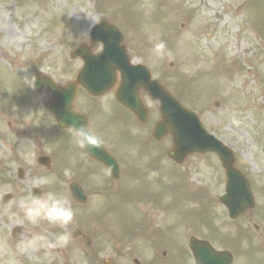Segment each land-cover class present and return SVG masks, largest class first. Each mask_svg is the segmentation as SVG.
Returning <instances> with one entry per match:
<instances>
[{
	"label": "rangeland",
	"instance_id": "374dc122",
	"mask_svg": "<svg viewBox=\"0 0 264 264\" xmlns=\"http://www.w3.org/2000/svg\"><path fill=\"white\" fill-rule=\"evenodd\" d=\"M225 3V0L223 2L218 0H62V11L64 23L73 25L70 32L73 42L81 43L87 37L80 34V30L87 28L89 20L93 23L98 20L99 10L110 15L122 14L125 17L124 29L130 31L131 34V38H128V45L134 62L147 65L158 78L167 80L169 76L171 79H176L178 86L182 84L180 79L184 78L191 79L196 87L195 78L199 75L197 73L207 74L206 79L212 89L206 87L205 89L210 91L204 94L209 97L201 103L198 101V96L193 97L192 109L199 115L202 123L211 133L229 144L236 152L239 169L244 170L249 176L252 175L254 183H259L264 189V94L258 95L257 86V83L261 86L264 85V82H259L260 78L264 76L262 72L264 62L256 61L257 42L253 39L248 40L246 34L236 27V19L241 22V18H234L231 26L227 15H221L224 9L221 5L225 6ZM241 6V15L248 23L252 34L264 41V0H252L251 2L250 0H241ZM250 9L253 17L250 15ZM181 13L190 17L184 20L186 24L183 28L182 26L180 28L181 21L177 18ZM217 13L220 14L219 17H217ZM175 17L177 18V28L172 27ZM224 22H228L226 27H223ZM135 35L137 36L135 37ZM138 37L140 40H137ZM161 41L166 45V51L170 55L157 60L152 55V49L156 43ZM260 44L264 49L263 43ZM69 48V46L62 48L63 57ZM219 50L223 53L226 50L231 61L235 64L232 76L237 78L234 80L235 86L232 83L231 88H235L236 92H225V90L224 93L222 92V89L230 86V80L226 83L222 76L223 71L229 70L230 64L224 62L221 57L220 65L216 67V53ZM53 53V50L51 53L48 52V56L52 54L53 57ZM261 59L264 61V57ZM239 68H244L242 74ZM67 74H70V71L64 68L63 76ZM183 84L185 83L183 82ZM184 88L183 86V90ZM179 89L181 88L179 87ZM198 90V87L194 88L191 94L194 95ZM203 91L199 96H203ZM183 95L186 94L183 93ZM184 98L188 102L187 97L184 96ZM216 102H219V105H216ZM107 103L109 104V102ZM147 106L154 107L155 104L148 101ZM107 107L109 108L107 112L101 107L99 109L103 118L102 130L109 144L113 149L126 153L140 154L136 152H143L141 144L144 137L142 132H138V123L120 107H115L118 109L116 111L121 118L127 121L128 125L121 123L123 121L121 119L114 120L113 117H111L113 123L110 122L112 110L110 105ZM128 137L129 142L126 141ZM124 143L127 146L121 145ZM129 146H132V152H128ZM161 146L167 147V143ZM144 152H157V147L145 142ZM211 158H214L215 161H211ZM211 158L207 156L193 157L178 169L181 172L168 164L162 165L161 169L165 170L167 174L162 175L159 180V191L165 195L166 188L170 189V197L175 209L183 207L186 212L197 211L194 213L183 212L185 216L220 217L225 221V217L221 214L222 208L215 201L219 194H224L225 177L217 159ZM87 167L85 165V168ZM164 177L167 179L166 184L169 182L167 185L164 184ZM196 187L203 192L202 197L193 194ZM146 194L147 198H150L153 192L151 189H143L138 194L134 192L131 198L138 200V198L141 199L139 196ZM258 195L256 199L260 206H263L261 203H264V193L259 190ZM105 202L107 204H104L102 213L95 212L94 209L87 210L77 219L74 216L72 224L88 232L89 236L90 233L94 235L93 245L90 248L94 249V252H100L102 256L110 257L112 262L117 264L124 258V263L129 264L135 256L140 257L132 246L125 245L117 239L120 232L124 235V241L128 238L127 229L122 220L135 222L128 218L121 219L118 213L119 210L126 211L125 206L129 207V205L114 196L107 197ZM151 211L154 210L151 209ZM171 215L178 216L174 212H171ZM100 216L103 217V220L95 221ZM83 217H85L87 225L82 224ZM243 244L240 246L241 249ZM246 251V259L252 263L255 254L251 250L247 249ZM77 256L79 264L89 263L86 261V257ZM241 260L237 261V264Z\"/></svg>",
	"mask_w": 264,
	"mask_h": 264
},
{
	"label": "flooded vegetation",
	"instance_id": "af4514ba",
	"mask_svg": "<svg viewBox=\"0 0 264 264\" xmlns=\"http://www.w3.org/2000/svg\"><path fill=\"white\" fill-rule=\"evenodd\" d=\"M61 2L0 0V217L11 230L15 229L12 228L15 218L22 215L21 199L50 191L60 195L67 192L72 205L75 204L70 196L72 183L93 188L95 182L104 186L110 182L104 167L99 164L94 167L95 163L79 154L71 136H46V129H53L54 122L46 109L51 94L41 78L51 77L63 84L78 73L75 64L74 69L67 68L72 76L63 80L58 30L61 29ZM52 50L53 57L48 56ZM84 102L87 107H94L90 101ZM37 176L48 177L51 183L33 188L29 181ZM40 223L51 232L57 228V225H47V221ZM202 225L205 224L196 222L186 234L211 242L212 234L222 231L221 223L206 226L207 229ZM253 229L260 232V227L254 224ZM21 233L24 240H30L37 230L25 222L18 229L19 236ZM29 251L34 255L40 249L34 245Z\"/></svg>",
	"mask_w": 264,
	"mask_h": 264
},
{
	"label": "water",
	"instance_id": "95a60500",
	"mask_svg": "<svg viewBox=\"0 0 264 264\" xmlns=\"http://www.w3.org/2000/svg\"><path fill=\"white\" fill-rule=\"evenodd\" d=\"M102 40L105 42V50L101 55L89 56L84 52L81 53V49L79 50L80 55L85 59V67L78 79L80 85L94 96L101 95L113 85V79L110 77L112 70L110 67L116 64L125 73L123 92L121 95H117V99L133 111L138 118L145 117L146 112L136 104L132 97L128 96L131 93V84L139 82L138 85L144 89L146 88L153 99L161 100L160 113L162 121L155 127L154 137L160 140L168 134L172 135L174 149L170 151V155L176 162L181 161L178 155H187L197 151H218V142L205 132L195 116L190 115L180 103L167 94L157 81L151 83L149 74L143 67L129 69L127 64H125L127 60L125 58L121 59L122 55L118 57L117 61L114 60V45L108 42L109 39L107 37L102 38ZM125 68L129 73L128 75L124 71ZM66 89H69V87ZM62 123L66 125H62L65 128L76 124L65 122V118H62ZM80 124H86L85 119L80 120L76 125L79 126ZM91 156L96 157L95 152ZM227 193L230 196H238L239 190L228 185ZM239 200L241 201L242 199Z\"/></svg>",
	"mask_w": 264,
	"mask_h": 264
},
{
	"label": "clouds",
	"instance_id": "9594fccd",
	"mask_svg": "<svg viewBox=\"0 0 264 264\" xmlns=\"http://www.w3.org/2000/svg\"><path fill=\"white\" fill-rule=\"evenodd\" d=\"M94 26L95 24L89 20L87 28L81 29L80 34L88 36ZM152 55L158 60L170 54L167 53L166 45L161 41L154 45ZM105 110L108 111L109 108L105 106ZM67 131L71 136L72 143L78 150H81L82 156L87 155L84 151L85 149L91 151L93 148L99 149L103 147L101 136H99L95 129L88 124H80L79 126L73 124L67 128ZM29 183L33 188H40L43 185L51 183V180L45 176H37L29 181ZM19 208L22 215L15 219L18 225L21 226L25 222L37 225L41 221H47L50 224L64 227L71 224L75 216L70 201L66 197L51 191L47 194L41 193L39 196L33 194L29 198L21 199L19 201ZM20 236L22 244L25 247L34 246L35 244L46 240V237L44 236H36L30 240H24L23 233H21ZM69 239L70 234H59L55 239V244L67 245ZM6 264H15L14 256L10 257Z\"/></svg>",
	"mask_w": 264,
	"mask_h": 264
}]
</instances>
